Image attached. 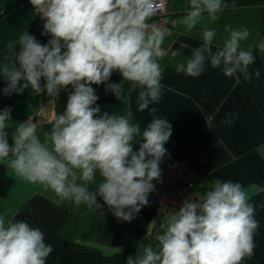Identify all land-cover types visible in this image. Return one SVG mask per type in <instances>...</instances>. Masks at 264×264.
Instances as JSON below:
<instances>
[{
    "label": "clouds",
    "instance_id": "9594fccd",
    "mask_svg": "<svg viewBox=\"0 0 264 264\" xmlns=\"http://www.w3.org/2000/svg\"><path fill=\"white\" fill-rule=\"evenodd\" d=\"M30 3L45 21L41 34L52 38L41 44L27 32L20 36V51L14 52L19 67L14 62L0 65V74L8 81L3 92L21 94L30 86L36 94L46 90L50 97H56L69 85L73 91L63 114L48 121L52 129L44 133V142L37 135L40 124L29 117L17 124L10 144L7 122L11 109L0 110V161L7 160L26 182L44 185L76 205L100 208L99 195L118 220L131 221L148 204V195L155 187L152 181L161 176L159 165L167 153L164 145L172 135L171 125L156 115L155 107L150 109L152 120L143 130L132 123L131 110L126 115L101 113L96 105L99 97L91 85L108 82L112 72L119 71L122 82L106 84V91L118 100L125 81L140 88L138 111L149 109L162 98L159 60L164 56L162 44L168 30L148 21L163 10L164 0ZM225 7L224 0H190L182 23L191 31L203 13L215 21ZM226 31L228 39L213 52L216 30H204L201 46L192 49V55L178 64L176 71L198 77L207 62L221 68L225 76L239 79V73L249 81V66L255 57L240 48L249 30ZM256 47L264 53V40ZM255 75H260L259 70ZM140 139L143 142L134 151L133 143ZM97 172L102 180L96 191L90 192L88 184L96 182ZM77 179L83 183L78 184ZM198 200H185L178 210L169 211L161 225L163 234L157 237L159 251L149 245L143 255H130L126 264H242L253 253L259 227L248 191L239 182L217 180ZM44 238L39 228L0 214V264H46L53 248Z\"/></svg>",
    "mask_w": 264,
    "mask_h": 264
},
{
    "label": "crops",
    "instance_id": "0c3cea01",
    "mask_svg": "<svg viewBox=\"0 0 264 264\" xmlns=\"http://www.w3.org/2000/svg\"><path fill=\"white\" fill-rule=\"evenodd\" d=\"M166 2L169 17H174L177 23L166 33L162 44L164 56L159 60L163 69L162 98L149 109L138 111L136 99L140 88L125 81L124 97L118 100L106 91L107 83L120 84L123 80L119 71H113L108 82L91 85L99 97L96 105L101 113L109 115H126L131 110L132 123H138L142 130L151 122L150 109L155 107L156 115L167 119L172 131L164 145L167 153L160 168L171 157L182 159L200 174L203 191L210 190L217 180L232 181L243 185L250 197L264 190V77L255 75L253 64L249 66L252 74L249 81L239 73V79L225 76L221 68H213L207 62L205 71L198 77L177 72L176 66L185 63L192 49L201 46L206 29L216 30L212 44L215 52L229 37L226 28H247L250 35L241 42L240 48L251 51L264 33V0H224L227 7L217 14L218 19L213 21L205 12L191 31L182 23L190 0ZM44 23L30 0H0V65L14 62L19 67L14 52L19 53L18 41L25 32L39 43L47 44L52 37L41 34ZM184 44L188 47H183ZM44 83L41 78V85ZM7 84L0 74V103L11 109L13 129L31 117L34 123L40 124L37 135L44 142V133L52 129L48 121L63 114L72 86L50 97L46 90L36 94L30 86L21 94L5 95L3 89ZM142 142L140 139L133 143V150L138 151ZM101 180L97 172L96 182L88 184L89 191L95 192ZM76 182L83 183L79 179ZM96 199L100 208H89L83 203L76 205L72 200L61 199L44 185L26 182L8 166L7 160L0 161V214L6 213L7 218L25 221L43 232L54 231L81 250L109 254L136 240V256L143 255L149 245L159 251L157 237L163 234L161 225L166 217L151 213L149 197L148 204L131 221L118 220L102 197L97 195Z\"/></svg>",
    "mask_w": 264,
    "mask_h": 264
},
{
    "label": "trees",
    "instance_id": "16d2710c",
    "mask_svg": "<svg viewBox=\"0 0 264 264\" xmlns=\"http://www.w3.org/2000/svg\"><path fill=\"white\" fill-rule=\"evenodd\" d=\"M264 40V33L260 39L252 46L251 52L254 59V67L259 70L260 76L264 77V53L257 49V44ZM125 90L122 91V98ZM121 98V99H122ZM6 106L0 103V110ZM9 143H13L11 134L14 131L10 121ZM249 202L255 206V219L259 222V227L254 235L255 247L253 253L246 256L242 264H264V190H261L249 197ZM44 242L51 245L52 253L47 258L46 264H126L127 258L131 255L136 257V240L124 245L120 250L105 254L99 251L81 250L66 241L54 231H44Z\"/></svg>",
    "mask_w": 264,
    "mask_h": 264
},
{
    "label": "built area",
    "instance_id": "2783aa9c",
    "mask_svg": "<svg viewBox=\"0 0 264 264\" xmlns=\"http://www.w3.org/2000/svg\"><path fill=\"white\" fill-rule=\"evenodd\" d=\"M36 11V10H35ZM37 13L38 18L41 14ZM166 28L169 33L176 26V19L169 17L168 4L164 0V8L148 21ZM161 169V176L153 180L154 190L148 195L151 213L157 217L167 216L169 211L178 210L185 200L199 202L206 191L200 188V174L189 168L186 161L171 157L167 165Z\"/></svg>",
    "mask_w": 264,
    "mask_h": 264
}]
</instances>
